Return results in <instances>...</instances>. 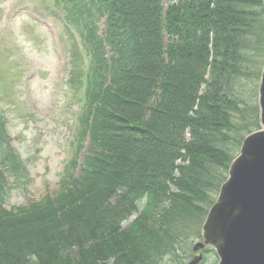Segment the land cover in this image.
<instances>
[{"label": "trees", "instance_id": "trees-1", "mask_svg": "<svg viewBox=\"0 0 264 264\" xmlns=\"http://www.w3.org/2000/svg\"><path fill=\"white\" fill-rule=\"evenodd\" d=\"M60 1L93 54L80 133L91 142L56 197L17 211L3 206L0 170V264L173 261L199 234L245 133L259 128V110L245 122L234 87L246 77V39L264 36L263 0ZM9 148L0 120V166L19 172ZM145 199L151 212L123 230ZM10 227L33 242L14 245Z\"/></svg>", "mask_w": 264, "mask_h": 264}, {"label": "rangeland", "instance_id": "rangeland-1", "mask_svg": "<svg viewBox=\"0 0 264 264\" xmlns=\"http://www.w3.org/2000/svg\"><path fill=\"white\" fill-rule=\"evenodd\" d=\"M20 2L0 0V109L8 121L11 145L24 165L20 172L9 173L11 191L6 209L13 211L42 202L46 195L56 197L61 189V172L72 154L78 123L79 91L69 79L76 64L84 65L87 59L81 48L85 45L81 34L65 23L63 11L51 5L53 0ZM50 5L55 13L46 10ZM246 40V77L238 79L234 94L245 105V122L255 125L258 109L256 117L253 109L259 104L264 36L261 32ZM76 46L82 52L80 59ZM63 78L65 82L58 86ZM255 130L251 127V131ZM144 205L146 200L140 202L139 213L122 224L123 230L151 212L145 213ZM10 231L14 245L34 240V233L27 228L15 232L10 227ZM191 247L180 250L173 261L165 257L161 264H188L195 256ZM217 263L218 258L209 252L201 264Z\"/></svg>", "mask_w": 264, "mask_h": 264}, {"label": "water", "instance_id": "water-1", "mask_svg": "<svg viewBox=\"0 0 264 264\" xmlns=\"http://www.w3.org/2000/svg\"><path fill=\"white\" fill-rule=\"evenodd\" d=\"M259 108L261 129L245 138L203 225V241L194 247H212L219 264H264V68ZM201 260L195 256L189 264Z\"/></svg>", "mask_w": 264, "mask_h": 264}]
</instances>
